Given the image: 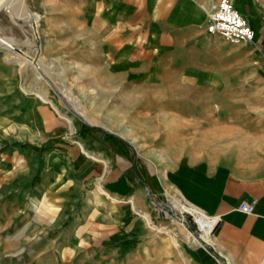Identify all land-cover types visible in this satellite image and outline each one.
I'll use <instances>...</instances> for the list:
<instances>
[{
    "label": "crops",
    "instance_id": "1",
    "mask_svg": "<svg viewBox=\"0 0 264 264\" xmlns=\"http://www.w3.org/2000/svg\"><path fill=\"white\" fill-rule=\"evenodd\" d=\"M216 1L28 0L76 111L34 68L0 62L1 262L109 245L126 203L150 217L147 191L169 187L213 221L211 252L188 247L179 264H264V0H231L248 44L207 31Z\"/></svg>",
    "mask_w": 264,
    "mask_h": 264
},
{
    "label": "rangeland",
    "instance_id": "2",
    "mask_svg": "<svg viewBox=\"0 0 264 264\" xmlns=\"http://www.w3.org/2000/svg\"><path fill=\"white\" fill-rule=\"evenodd\" d=\"M26 1L29 7L28 0ZM29 9L34 12L30 7ZM41 30L42 26L39 20L32 23L22 21L15 19L6 11L0 9V35H5L15 40L12 45L13 49L0 47V62L2 60L4 61L6 57L9 59H15V57H19L18 59L21 58L22 63L14 62L12 64H19L25 69L30 67L34 68L36 70L35 75L40 82L51 85L61 103L63 105L65 104L69 110L76 111L74 107L76 104L66 103L63 100L65 97L72 98V94L68 87L59 83V81L64 83L62 79L53 77L56 66L54 67L53 64L47 65V62L42 58L43 56L39 55V34ZM36 64L38 65L36 66ZM64 69L69 70L67 66L63 67L60 64L56 68V71H58L56 73L67 75L69 80L71 73L69 71H63ZM29 72L27 75L30 74ZM59 87H62L61 90H59ZM83 105L94 114V102L84 103ZM109 107L108 105V109ZM82 110L83 112L80 114L90 123L98 124L108 129H111V124H114L115 127H118L117 129L125 131V119H88L87 110L85 108ZM167 191L171 193L172 190L168 187L161 196H152L151 194H147L146 196L147 208L150 209L151 215L149 217L147 212L146 214L150 221L149 224L152 227H156V230L151 227L149 228L145 219L142 218L145 212L137 211V215L135 214L133 218L132 211L126 203L125 210L128 214L125 217L124 226L120 225L119 230L113 233V240L109 242V245L102 246L98 244L97 247H84V240H79L76 245L68 248L62 245H56L54 252L52 250L47 252L45 247L39 246V253L37 255L23 256V262L20 264H179L186 248L202 246L207 250L209 240L204 242L202 238H197L199 231L196 229V224L193 223L194 221H191V223L187 221L191 216L186 211L180 213L175 209L173 206L174 199H180L175 196L171 198L167 194ZM185 206L190 208L187 204ZM172 207L174 211L171 209ZM181 217L185 221L184 226L176 222V219L180 220ZM133 223H137V226L134 228H132ZM167 231H169L168 234ZM92 233L105 234L106 232ZM193 237L197 238L198 243L196 241L192 242ZM91 240L94 241V239ZM86 242L90 243L91 241L86 240ZM30 259L33 261L30 262ZM0 264L16 263L14 261H0Z\"/></svg>",
    "mask_w": 264,
    "mask_h": 264
},
{
    "label": "bare ground",
    "instance_id": "3",
    "mask_svg": "<svg viewBox=\"0 0 264 264\" xmlns=\"http://www.w3.org/2000/svg\"><path fill=\"white\" fill-rule=\"evenodd\" d=\"M26 0H0V9H3L4 11H6L10 16H13L15 19H20L22 21H26V22H36L39 20L37 13L32 12L28 5L26 4ZM1 34V33H0ZM28 41V40H27ZM15 40L11 37H7V36H3L0 35V47L2 48H6V49H13L12 45L14 44ZM40 54V53H39ZM37 56V55H36ZM19 58V57H18ZM15 57V59H9L6 57V59H4V61L6 62H15V63H22V59H18ZM37 59V58H36ZM37 61V60H36ZM30 64V63H29ZM33 65V63H32ZM38 64H36L37 66ZM40 66V65H39ZM37 68V67H36ZM43 74V73H42ZM44 75V74H43ZM55 84V83H54ZM59 86V85H58ZM62 87H59V90H61ZM56 89V88H55ZM64 89V88H63ZM68 89V88H67ZM66 89V90H67ZM70 89V88H69ZM71 90V89H70ZM72 92V91H71ZM69 93V92H68ZM40 99L45 100L44 96H42L39 93H36ZM44 94V93H43ZM72 94V93H71ZM70 94V95H71ZM64 96V95H63ZM68 98V97H67ZM65 98V99H67ZM71 99V98H70ZM68 100V99H67ZM47 101V100H46ZM70 101V100H69ZM76 101V99H75ZM48 102V101H47ZM71 103V102H70ZM79 107V106H78ZM80 113V112H79ZM89 119V118H88ZM174 207L175 209H177L180 213H183L184 211H186L191 217V221L193 223L196 224V229L197 231H199V233L197 234V238H202L204 240V242L209 240V237L211 236V228L213 225V221L203 212H201L200 210L190 207L187 208L180 200H176L174 199ZM173 211V207L171 208ZM144 214V213H143ZM176 215V214H175ZM147 223V225L149 227H151L152 229L156 230V227H152L149 224V220L147 217V214L142 215ZM176 222L181 225L184 226V219L183 217H181L180 220L176 219ZM186 227V226H185ZM163 228V227H162ZM161 228V229H162ZM160 229V228H158ZM186 229V228H185ZM169 233V231H167V234ZM189 234V233H188ZM191 235V234H189ZM196 237H193V242L194 241H198ZM198 243V242H197ZM200 243V242H199Z\"/></svg>",
    "mask_w": 264,
    "mask_h": 264
},
{
    "label": "built area",
    "instance_id": "4",
    "mask_svg": "<svg viewBox=\"0 0 264 264\" xmlns=\"http://www.w3.org/2000/svg\"><path fill=\"white\" fill-rule=\"evenodd\" d=\"M206 29L210 33L218 34L230 43H245L252 41L253 33L244 18L233 8L231 0H217L205 11ZM237 209L244 213H251L250 203L240 202Z\"/></svg>",
    "mask_w": 264,
    "mask_h": 264
},
{
    "label": "water",
    "instance_id": "5",
    "mask_svg": "<svg viewBox=\"0 0 264 264\" xmlns=\"http://www.w3.org/2000/svg\"><path fill=\"white\" fill-rule=\"evenodd\" d=\"M147 193L149 194V192L147 191ZM187 221L189 222V223H191V220L190 219H187ZM208 251H210L211 252V250L210 249H208Z\"/></svg>",
    "mask_w": 264,
    "mask_h": 264
}]
</instances>
